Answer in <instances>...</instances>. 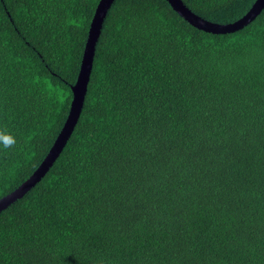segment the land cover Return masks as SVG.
<instances>
[{
	"label": "trees",
	"instance_id": "16d2710c",
	"mask_svg": "<svg viewBox=\"0 0 264 264\" xmlns=\"http://www.w3.org/2000/svg\"><path fill=\"white\" fill-rule=\"evenodd\" d=\"M100 0H0V199L70 111ZM211 22L256 0H183ZM237 32L114 0L57 159L0 210V264H264V7Z\"/></svg>",
	"mask_w": 264,
	"mask_h": 264
},
{
	"label": "water",
	"instance_id": "95a60500",
	"mask_svg": "<svg viewBox=\"0 0 264 264\" xmlns=\"http://www.w3.org/2000/svg\"><path fill=\"white\" fill-rule=\"evenodd\" d=\"M114 0H100L91 25L89 34L81 62V69L77 79V82L72 86L73 99L69 111V115L64 123L63 128L58 134L54 144L50 151L42 161V163L36 168L34 173L25 180L19 187H17L10 194L0 199V210L10 205L17 198H21L22 195L29 189L35 181L39 180L48 171L49 167L58 157L59 153L64 148L67 140L69 139L72 131L78 121L80 112L82 110L85 94L87 91V85L89 82V73L93 64V56L95 53V43L98 40L104 20L106 18L108 9L110 8ZM175 10L179 11L192 25L205 30L207 32L225 33L238 27L237 23H248L257 13L264 7V0H256L253 7L248 11L241 19L235 23L230 24H217L209 20H205L201 16L197 15L191 9H189L183 0H168ZM242 26V25H240Z\"/></svg>",
	"mask_w": 264,
	"mask_h": 264
},
{
	"label": "clouds",
	"instance_id": "9594fccd",
	"mask_svg": "<svg viewBox=\"0 0 264 264\" xmlns=\"http://www.w3.org/2000/svg\"><path fill=\"white\" fill-rule=\"evenodd\" d=\"M255 3V2H254ZM171 4V3H170ZM254 5V4H253ZM253 7V6H252ZM174 8V7H173ZM251 10V9H250ZM249 10V11H250ZM262 10V9H261ZM260 13V12H259ZM259 13H257L256 15H258ZM198 15V14H197ZM255 15V16H256ZM254 16V17H255ZM253 17V18H254ZM213 23H216V22H213ZM230 23H235V22H230ZM230 23H227V24H230ZM217 24H221V23H217ZM243 24H247V23H243ZM243 24H241V23H237V25H238V27H235V28H233V30H231V31H227V32H225V33H232V32H237V31H239V29H241L242 27H243ZM240 25H242V26H240ZM217 34H219V33H217ZM64 126V125H63ZM63 128V127H62ZM61 128V129H62ZM61 131V130H60ZM60 133V132H59ZM71 136V135H70ZM70 138V137H69ZM56 140V139H55ZM67 142H68V140H67ZM67 142H66V144H67ZM16 143H17V140H16V137H15V135L7 128V126L6 125H0V148H2V149H4V150H8V149H13V148H15V146H16ZM54 144V143H53ZM51 149V148H50ZM64 149V148H63ZM50 151V150H49ZM48 151V152H49ZM48 154V153H47ZM57 159V158H56ZM44 160V159H43ZM42 163V162H41ZM36 170V169H35ZM34 173V172H33ZM32 173V174H33ZM31 174V175H32ZM29 178V177H28ZM27 178V179H28ZM26 179V180H27ZM100 264H104V262L103 261H101L100 262Z\"/></svg>",
	"mask_w": 264,
	"mask_h": 264
}]
</instances>
